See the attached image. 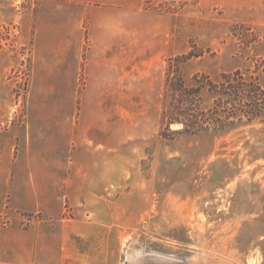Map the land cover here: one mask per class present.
<instances>
[{"label":"rangeland","instance_id":"rangeland-1","mask_svg":"<svg viewBox=\"0 0 264 264\" xmlns=\"http://www.w3.org/2000/svg\"><path fill=\"white\" fill-rule=\"evenodd\" d=\"M176 56L264 86V0H0V264H264V120L162 136Z\"/></svg>","mask_w":264,"mask_h":264},{"label":"trees","instance_id":"trees-1","mask_svg":"<svg viewBox=\"0 0 264 264\" xmlns=\"http://www.w3.org/2000/svg\"><path fill=\"white\" fill-rule=\"evenodd\" d=\"M184 56L169 60L163 86L164 105L160 114L161 135L196 134L202 131H225L239 125L264 120V86L255 76L246 77L240 70L222 73L218 80L195 75L187 85L178 65ZM211 104L202 107V92ZM172 125H180L171 129Z\"/></svg>","mask_w":264,"mask_h":264},{"label":"crops","instance_id":"crops-1","mask_svg":"<svg viewBox=\"0 0 264 264\" xmlns=\"http://www.w3.org/2000/svg\"><path fill=\"white\" fill-rule=\"evenodd\" d=\"M104 68V67H103ZM106 74H107V72H106V70L105 71H101L100 72V75H98V79H99V81H101V82H103V83H106V81H107V77H106ZM104 91V89L102 90V88H100V89H98V96H104L105 95V93L103 92ZM45 172V173H44ZM47 171H42V173H38L37 171H35V170H32V169H30L29 170V172L28 173H30L31 175H30V177L32 178V180H31V182H30V184L32 185V187H33V192L34 193H38L39 192V183L36 181V180H34L35 178H38V177H42V178H52V180H50V183L49 184H51V185H49L50 186V188H54V187H57V186H59V185H61L62 183H61V180L59 181L58 179H61L62 178V174H60V173H46ZM69 176H71V175H73L74 173H67ZM75 174H78V175H80V176H83L84 177V179H85V181L84 182H86V180H87V178L89 177V175H90V173H75ZM53 179H55V180H53ZM36 181V182H35Z\"/></svg>","mask_w":264,"mask_h":264}]
</instances>
